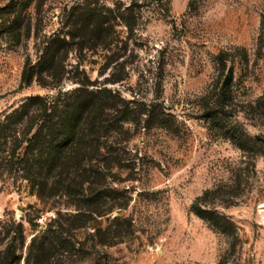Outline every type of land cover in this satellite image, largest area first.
Returning <instances> with one entry per match:
<instances>
[{"label": "rangeland", "instance_id": "1", "mask_svg": "<svg viewBox=\"0 0 264 264\" xmlns=\"http://www.w3.org/2000/svg\"><path fill=\"white\" fill-rule=\"evenodd\" d=\"M81 1L44 0L38 9L34 0L22 10L20 0H0V262L6 244L20 240L18 226L26 240L18 264H26L32 238L58 212L75 210L51 189L52 172L38 159L53 155L45 127L54 103L85 77L70 74L42 87L35 79L25 84L23 72L38 58L36 34L57 31ZM155 1L100 0L112 9L135 5L136 26L120 60L126 69L115 63L105 71L107 58L118 54L114 45L88 53L81 67L90 82L135 102L129 108L152 105L162 117L146 129L128 123L122 135L102 141L103 157L112 156L111 147L121 162L108 182L123 191L119 204L127 207L115 215L129 220L130 231L117 245L96 249L107 264H264V0ZM69 62L76 64L75 54ZM114 73L126 80L108 84ZM228 78L231 96L224 99Z\"/></svg>", "mask_w": 264, "mask_h": 264}, {"label": "trees", "instance_id": "2", "mask_svg": "<svg viewBox=\"0 0 264 264\" xmlns=\"http://www.w3.org/2000/svg\"><path fill=\"white\" fill-rule=\"evenodd\" d=\"M32 1L34 0H20L19 6L23 10ZM162 1L156 0L154 4L159 7ZM43 5L44 0H38L37 8ZM134 7L131 4L122 10L120 4H117L112 9L103 6L100 0H82L65 12L57 31L41 39L39 32L36 34V39L39 40L38 58L34 64H27L25 67V84L29 85L35 79L42 87L60 85L70 79V74L73 78L84 76L85 82L74 80L78 86L54 103L52 113L47 117L51 123L45 127L51 133L53 155L47 162L38 159L42 169L48 165L47 171L52 172L51 189L65 196L75 210L66 214L58 212L48 224L46 232L32 238L27 246L26 264L31 261L35 264H70L76 259L107 264L96 245L99 248L117 245V239L130 231L129 220L115 215L117 210L123 211L127 207V203L119 204V196L123 191L108 182V173L113 165L121 162L111 154V147L107 151L113 157H103L101 153L106 145L102 141L113 135H122L128 123H143L142 128L146 129L152 123L161 125L162 117L152 109V105L149 106L150 109L145 106L140 111L129 108L135 102L124 103L112 90L102 89L96 82H90L87 72L81 67L88 53H97L99 49L111 52L113 45L118 54L107 58L105 71L112 69L115 63L120 64L121 59L123 61L137 22ZM123 33L127 35L124 36L125 40L121 37ZM73 54L76 55L75 65L69 62ZM223 57L225 54L218 56L219 63L223 62ZM120 66L125 71L123 62ZM112 76L114 79L108 80V84L126 80L123 76H115V73ZM229 81L231 82L230 78L220 89L221 98L228 99L231 96ZM41 100V97L32 99ZM43 111L46 114L48 109L45 107ZM89 150L101 156V159H90ZM192 211L201 219L208 220L205 212L196 205L192 207ZM104 222L106 226L103 228ZM215 225H218L217 222ZM17 230L20 240L13 239L6 244L1 253L0 264H18L22 260V254H18V250L24 249L26 240L22 226H18ZM83 230L87 231L88 237L82 242L77 234ZM89 237L92 238V243L88 240ZM92 249L96 250L95 254Z\"/></svg>", "mask_w": 264, "mask_h": 264}]
</instances>
